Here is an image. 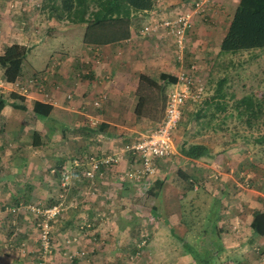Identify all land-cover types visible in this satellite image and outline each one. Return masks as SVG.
<instances>
[{"label":"crops","instance_id":"obj_1","mask_svg":"<svg viewBox=\"0 0 264 264\" xmlns=\"http://www.w3.org/2000/svg\"><path fill=\"white\" fill-rule=\"evenodd\" d=\"M153 1L151 9L136 13L129 37L106 44H86L82 40L84 25L81 22L55 19L42 6L41 0H0V54L13 42L28 47L17 75L27 84V91L20 92L9 85L0 89V264H95L91 257L71 260L65 256L88 241L75 242L76 233L72 231L79 215L73 208L65 210L62 217L52 219L60 218L58 224H53L54 248L44 255L40 253V259L38 232L30 224L31 214L22 211L24 214L17 219L8 216L12 214L7 210L16 203L44 205L59 199L61 174L65 168L70 170V185L64 208L76 206L78 202L83 204L81 200L86 198L87 218H97L96 215L99 219L117 218L118 228L108 245L110 252L120 239H127L119 238V232L130 226L136 228L134 219L140 214L142 203L140 186L151 184L156 194L149 201L154 202L156 209L148 206L142 210L155 222L150 229L153 236H149L150 248L166 252L164 264H197L190 253L183 255L186 247L171 232V226L178 230L176 223L182 215L177 208L187 189L183 188L186 180L179 176V168L190 176L195 175L198 181L207 178L206 182L220 184L229 208L225 209L226 218L220 215L219 225L225 219L224 223L229 221L232 226L238 221L247 223L252 236L264 241V235L253 232L250 227L253 212L264 210V177L251 179L249 186L248 178L253 174L244 170L245 177L240 180L245 185L239 184V177H236L241 170L239 158H226V152L213 150L201 137L188 138L185 125L176 130L171 154L156 160L153 175L127 178L125 173L135 157L131 152H124L117 163L103 167L94 180L83 174L90 166L91 156L99 157L120 149L124 143L133 141L162 121L169 83L180 71L191 64L196 66L199 75L201 71L206 73V68L211 70L213 61L222 54L220 43L239 0H211L208 14L194 15L182 51L176 48L173 36L163 28L147 33L141 28L145 23L174 17L189 9L191 0ZM74 34L78 40L70 42ZM49 37L54 38L53 45L61 46H53L46 59H37L39 52L36 51L34 62H28L31 50L47 42ZM36 64L41 68L37 69ZM3 71L0 64V73ZM40 73L43 78L38 85L33 76ZM102 93L107 95L106 99L99 107L93 106L92 101ZM88 117L96 119V125H89ZM188 142L206 144L210 155L198 158L183 155L180 149ZM82 179L86 180L85 187L80 183ZM125 215L128 219L120 221ZM5 217L12 223L6 222L10 220ZM91 222L95 225L91 227L95 230L92 244L106 248L109 239L106 240L105 223L98 219ZM161 224L167 227L164 229ZM221 235L226 247L243 249L241 246L248 245L243 243L245 240L242 243L232 240L230 229H223ZM128 242H134L131 245L134 249L135 241ZM103 260L100 264H110L104 257ZM119 262L161 264L151 254L143 261L123 259Z\"/></svg>","mask_w":264,"mask_h":264},{"label":"rangeland","instance_id":"obj_2","mask_svg":"<svg viewBox=\"0 0 264 264\" xmlns=\"http://www.w3.org/2000/svg\"><path fill=\"white\" fill-rule=\"evenodd\" d=\"M34 1L38 2L39 0ZM46 11H48V9H46ZM53 39V37H49L47 42L44 41L41 46L31 50L28 56V62H34L36 57L33 53L36 51L39 52L37 59L49 58L50 49L53 46L54 48L55 46H61L60 44L53 45ZM75 39L78 40L76 34H74V39L72 37L70 42H74ZM221 53L222 54L213 61L211 70L206 68V73H204V71L200 72L205 85L204 94L198 101H187L185 103L177 128H179L180 125H185L188 127L186 132L188 138L201 137L205 139L207 143L211 144L213 150L226 152V158L229 159L232 156L233 158L238 157V162L240 163L239 169H241L236 175L237 178L239 177L238 182L243 186L245 185V183L240 180L244 179L246 174L244 172L245 170L247 173L253 174V176L249 175L248 178V185L251 186V179L256 180L259 177H264V146H258L253 142V136L264 131V47ZM188 65L189 63H187L186 67ZM36 66H38L36 67L37 69L41 68L38 64H36ZM242 95H250L254 98L262 99L260 100L262 102V111L258 113L257 118L252 120L251 125H248L245 121V114L240 115L236 107H233L236 99ZM195 132H198V135H196ZM247 136L249 138L245 139L244 137L247 138ZM229 150H231V154L228 152ZM233 153H236V155H232ZM240 175L242 176L241 178ZM219 176L220 175H218L216 179H218ZM205 180L207 181V178ZM206 181H200L198 185L201 184L200 186L202 187L198 189H189V180L184 182L183 188L187 189L185 192L186 195L179 199L180 207L177 209L180 210L182 218L176 223V225H178L176 228L179 231L177 230V232L174 230L176 234L175 237L177 239H179L178 237H183L185 241L196 245L202 257L204 255L206 257L210 253L211 264H264V241L261 239L260 241L256 236H252L248 230L247 223L243 224L238 221L237 225L233 224L232 226L228 220L227 224H225V219L224 221L222 220V223L219 225V221H221L219 218L221 216H225L226 218V214L228 213L227 210H225L229 208L227 206L228 202L226 204V197H224V193L220 189V184H217L215 181V184H213L212 181ZM80 183L83 187L86 186V180L82 179ZM220 183H222V181H220ZM206 184L208 186H206ZM145 187V184L140 186L142 194L145 192ZM137 193H139V191ZM137 193L133 195L138 197ZM139 197V199H141L142 195ZM214 197L218 198V200L214 201ZM87 200L86 198L82 199L81 201L83 204L78 202L76 206H67L60 210L55 216L62 217L65 210L68 212L69 208H73L79 215L76 218L77 222L74 223L72 234L76 233L75 242L81 239H87L88 241L82 248H73L74 251L70 252V254L76 253L78 255V260L79 258L91 257V259H94L95 264L104 262L103 257L107 260L111 256V260L107 261H110V264H118L120 263L119 261L123 259H128L129 261H137V259H140L143 261L148 259L151 254V257L158 258L161 264L165 263L163 261L166 257V252L160 249L156 250L150 248V229L155 222H153V218H149L148 213H144L146 211H142L148 209V204L142 205L141 203V212L139 211L138 213L140 214H137L138 216L134 219L135 222H137L135 225L136 228L130 226L131 228L119 232V238L122 237L123 239L124 237L127 239L123 240L124 242L120 239L119 243L116 244L117 249L114 247L115 250L112 249L110 252L108 250V245H111L110 239H113L114 231L118 228L116 224L117 218L108 217L99 219L98 215H96L97 218H91L92 220L87 218L89 217L86 214L87 208L85 207ZM25 204L24 202L16 203L14 206H19L18 210L16 212H12L11 209L7 210L9 211L8 214H12L8 216L17 219L18 215H23L24 212L28 211V214H31L32 217L30 224L34 229L36 228L38 239H40V228L37 225L38 217L36 212L24 206ZM51 204L52 203L44 205L49 206ZM83 213L85 214L82 215ZM214 217L217 222L215 228L211 230L210 227ZM5 218L10 220L8 217ZM87 219H90V221ZM97 219L103 220L105 223L104 226L108 229L106 230V240L109 239V243L107 242L106 248L103 249L92 244L93 231L95 230H92L91 227H95V225L92 224L91 221H96ZM126 219H128V215L121 216L119 220L122 221ZM6 222L12 223L11 220L10 222ZM58 222H60V218L58 220H50V229L53 230V224H58ZM161 226L164 229L167 227H164L162 224ZM188 226L189 228L187 230ZM207 227L209 230H207L204 235H199L198 232ZM221 229H230L232 240L238 243H242V241L245 240L243 243L248 245L241 246L243 249H239V247L237 248L236 246H233V248L224 246ZM52 232L54 233V230ZM150 238H153V236L151 235ZM130 240L135 241L136 249L131 247L134 242H128ZM153 240H155V238ZM179 241L181 240L179 239ZM137 243L139 244L137 245ZM91 245H93V249H91ZM82 251L84 252L83 254L81 253ZM180 251H182V247L179 252ZM179 252H177V254ZM70 254L66 253L65 255L64 252L66 257L70 256ZM188 254V251L183 250V255L188 256Z\"/></svg>","mask_w":264,"mask_h":264},{"label":"trees","instance_id":"obj_3","mask_svg":"<svg viewBox=\"0 0 264 264\" xmlns=\"http://www.w3.org/2000/svg\"><path fill=\"white\" fill-rule=\"evenodd\" d=\"M41 1L42 6L48 9L51 16L57 19L81 22L84 25L82 40L86 44H106L129 37L130 25L136 13L138 11L151 9L154 5L153 0ZM257 47H264V0H239L222 37L220 52H234ZM27 50L28 47L26 45L13 42L7 45L4 52L0 54V64L4 67L3 75L8 80H14L17 78V75L20 74L21 64L26 56ZM164 77L168 76L165 74ZM171 80L174 81L175 78ZM260 100L262 99H257L250 95H242L236 99L233 107H236L240 115L245 114V121L248 125H251L252 120L257 118L258 113L262 111V102ZM244 138L248 139L249 137L247 136V138ZM253 142L258 146H264V131L253 136ZM180 150L183 155L191 158L210 155L209 147L199 142H188L184 144ZM178 174L181 178L187 181L189 180V189H198L202 187L200 186L201 184L198 185L200 181L196 180L195 175L191 174L190 176L180 168L178 169ZM155 194L156 188L154 185H147L141 197L142 205L148 204L151 210H155L156 206L154 202L152 203V201H149L152 200L151 197H154ZM216 200H218V198L214 197V201ZM57 201L58 199L51 203L53 204ZM216 222L217 220H215L214 217L210 227L211 230L215 228ZM208 227L199 231V235H204V233L209 230ZM250 227L253 232L264 235V210L257 209L253 212ZM188 228L189 226L187 230ZM171 232L176 236L172 226ZM48 237L50 241L49 248L52 249V247L54 248L52 245L55 243L52 230L49 231ZM178 238L183 242L187 251L197 264H211L210 253L206 257L205 255L202 257L196 245L185 241L183 237ZM39 246H41L40 241ZM134 249H136V245ZM48 252L49 251L46 253ZM40 253L41 250L38 252V259H40ZM70 255L71 260L77 259L78 255L76 253Z\"/></svg>","mask_w":264,"mask_h":264},{"label":"built area","instance_id":"obj_4","mask_svg":"<svg viewBox=\"0 0 264 264\" xmlns=\"http://www.w3.org/2000/svg\"><path fill=\"white\" fill-rule=\"evenodd\" d=\"M28 1L33 2L34 0ZM210 2L211 0H191L189 9L179 12L174 17L160 18L152 23H145L141 31L145 33L158 32L163 28L165 32L173 36L176 48L182 51L186 44L187 28L193 16L208 14L211 8ZM222 14H224V12ZM96 61H98V58ZM33 77L34 81L36 83L38 82L39 85L40 79L43 78V73L38 75L35 74ZM8 85L20 92L27 91V84H24L20 79L8 80L3 75V72L2 74L0 73V89H6ZM204 91L205 85L203 79L197 73V68L194 64L180 71L176 75V79L169 83L165 114L162 121L154 128L142 133L133 141L124 143L120 149L105 153L99 157L91 156L89 160L90 166L83 171L84 176L89 180H94L97 175L102 173L103 167H109L117 163L124 152H131L135 156L131 168L125 173L127 178L140 179L153 175L156 171V160L171 154L173 151L176 130L185 103L187 101L200 100ZM67 95L70 96L69 94ZM106 97L107 95L105 93L98 95L92 101L93 106L99 107ZM96 123V119L88 117L89 125L94 126ZM136 162L137 165H135ZM61 175V189L59 199L56 203L49 206L39 203L25 205L34 210L38 217L37 225L40 228V250L43 255L50 250V241L48 237L49 231L51 230L50 220L64 208L65 199L69 190L70 170L67 168L63 169ZM15 207L16 206H12L10 208L12 212H16L19 206ZM81 253H83V251Z\"/></svg>","mask_w":264,"mask_h":264}]
</instances>
